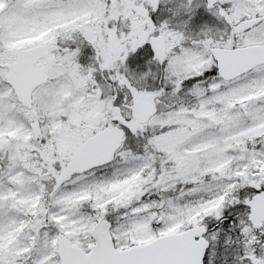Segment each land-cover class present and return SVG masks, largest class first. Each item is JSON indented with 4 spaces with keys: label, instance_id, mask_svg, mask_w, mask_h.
Here are the masks:
<instances>
[{
    "label": "snow or ice",
    "instance_id": "obj_1",
    "mask_svg": "<svg viewBox=\"0 0 264 264\" xmlns=\"http://www.w3.org/2000/svg\"><path fill=\"white\" fill-rule=\"evenodd\" d=\"M0 264H264V0H0Z\"/></svg>",
    "mask_w": 264,
    "mask_h": 264
}]
</instances>
